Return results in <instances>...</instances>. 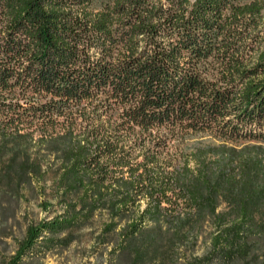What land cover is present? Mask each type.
Segmentation results:
<instances>
[{
  "label": "trees",
  "instance_id": "obj_1",
  "mask_svg": "<svg viewBox=\"0 0 264 264\" xmlns=\"http://www.w3.org/2000/svg\"><path fill=\"white\" fill-rule=\"evenodd\" d=\"M190 133L264 144V0H0V180L52 172L64 207L9 264L96 213L155 248L206 227L196 264H264L263 146Z\"/></svg>",
  "mask_w": 264,
  "mask_h": 264
},
{
  "label": "rangeland",
  "instance_id": "obj_2",
  "mask_svg": "<svg viewBox=\"0 0 264 264\" xmlns=\"http://www.w3.org/2000/svg\"><path fill=\"white\" fill-rule=\"evenodd\" d=\"M185 141L190 151L197 147L211 149L221 143L237 148L246 144L264 148V144L253 141L224 142L211 133H190ZM45 179L46 186L41 188H30L10 178L0 180V264H9L28 226L63 213V205L51 198L53 173L49 172ZM47 199L54 204L46 206ZM225 207L223 203L220 209ZM107 222L105 214L96 213L85 223L45 234L20 264H196V257H202L210 250L206 227L197 239L190 236L180 246H169L166 238L155 248L152 244L160 236L154 232L125 240L122 233L105 232ZM125 224L122 221L119 227Z\"/></svg>",
  "mask_w": 264,
  "mask_h": 264
}]
</instances>
